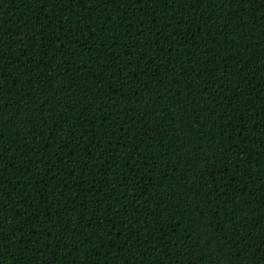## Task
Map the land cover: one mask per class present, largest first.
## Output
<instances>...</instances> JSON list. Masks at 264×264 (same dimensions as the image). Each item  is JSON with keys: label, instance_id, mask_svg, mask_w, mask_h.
<instances>
[{"label": "trees", "instance_id": "1", "mask_svg": "<svg viewBox=\"0 0 264 264\" xmlns=\"http://www.w3.org/2000/svg\"><path fill=\"white\" fill-rule=\"evenodd\" d=\"M0 264H264V0H0Z\"/></svg>", "mask_w": 264, "mask_h": 264}]
</instances>
